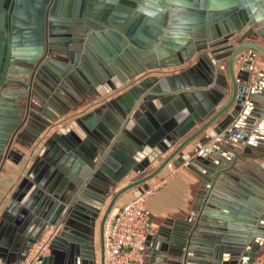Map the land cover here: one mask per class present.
I'll return each mask as SVG.
<instances>
[{
	"label": "water",
	"instance_id": "95a60500",
	"mask_svg": "<svg viewBox=\"0 0 264 264\" xmlns=\"http://www.w3.org/2000/svg\"><path fill=\"white\" fill-rule=\"evenodd\" d=\"M7 1L14 12L9 18L8 43H3L0 35V84L4 64L15 61L28 75V82L13 79L11 87L2 91L10 93L8 104L0 108V168L7 159L18 163L15 156L25 155L16 145L31 155L38 148L43 152L19 186L25 192L31 190L27 223L32 225V233L0 247L5 264H21L29 247L49 226L55 234L40 264H95L97 250L100 264H104V224L117 199L127 191L152 180L168 164H186L195 173H199L197 167H213L210 157L221 150L251 160L264 158L263 140L258 138L259 145L250 142L249 130L258 115L246 106L247 101L254 102V88L262 77L252 65L258 55L264 57V0H156L160 5L167 1L188 6L182 12L183 25L169 28L159 16L160 6L147 10L149 21L142 18L112 28L113 20L105 17L119 18L110 11H91L86 5L90 0ZM2 2L0 34L7 19ZM72 3H76V11L69 10ZM135 6L132 3L133 9ZM89 16L109 32L108 52L95 66L100 74L97 82L106 80L111 90L124 92L113 99L116 104L110 103L112 113L106 124L78 117L76 122L84 134L78 138L53 128L60 118H71L88 102L89 92L79 83L76 70L85 63L89 48L85 41ZM155 16L159 18L156 26L152 22ZM62 21L81 35L76 40L69 35L59 39L57 25ZM69 41L79 44L74 53L67 47ZM239 57L242 61L236 74L234 63ZM59 97L68 101V108L58 114L60 118L46 113L48 105L53 106L52 101ZM37 109L42 117L54 119L53 123L41 122L34 112ZM198 138L194 150L180 155ZM238 142L244 145L237 152L232 144ZM199 146L205 147L206 153L197 154ZM54 151L58 163L50 158ZM46 163L53 182L45 174H37ZM133 173L138 177L118 186ZM209 204L234 211L212 199ZM258 216L257 211L240 220L211 211L201 216L190 237H173L170 244L162 245V262L253 264L264 250V243L257 239L264 236ZM196 229L213 238L210 247H202L197 236L193 237ZM168 256L178 259L168 260Z\"/></svg>",
	"mask_w": 264,
	"mask_h": 264
},
{
	"label": "crops",
	"instance_id": "0c3cea01",
	"mask_svg": "<svg viewBox=\"0 0 264 264\" xmlns=\"http://www.w3.org/2000/svg\"><path fill=\"white\" fill-rule=\"evenodd\" d=\"M132 3L136 4L134 8L136 10L135 14H133L134 9L132 8ZM220 4L222 5L221 2ZM72 5H70L69 10L72 7V9L76 11L77 7L74 8L76 3H72ZM86 5L94 12L101 10L104 12H114V18L119 19L116 20L110 19L111 17H105L111 21L113 20L112 23H114L115 26L112 24V28L125 25V22L129 21L133 22L136 20L140 22L142 18H144L143 21H145V19L149 21L151 18L147 10L152 6H160L161 13L159 16L164 17L167 28H169L170 25H183L184 18L182 17V12L184 9H188V6L169 3L167 1L160 5L156 0H116L110 2L106 0H90ZM191 6L193 7L195 5L191 4ZM65 7L67 8V5H65ZM65 7L63 10L67 11ZM152 20L155 26L158 25V16H155V18L153 17ZM88 22L89 25L93 27V30H91L93 34L92 38L89 40V48L85 52V63L83 62L84 64L76 70L79 83L87 88L89 92L88 102H85L76 109L72 117L67 120L64 117L60 118L61 116L58 115L60 120L55 122L53 128L57 132L70 133L73 134L72 136L75 135L78 138H83L84 134L80 127L81 124H78L76 119L81 116L84 117L83 120L88 119V122L106 124L105 122H109L110 114L112 113L110 103L116 104L113 99L124 92V90H111L106 80L97 82V79L100 78V74L96 71L95 66L101 58L105 57V53L108 52V46L110 44L108 42L109 32L107 33L105 30L107 27L103 28L98 25L96 19L93 17H89ZM62 24H65V22ZM65 27L66 26L59 27L60 39L66 37L67 31ZM241 61L242 59L239 57L234 63L236 74L239 73ZM263 63L264 57L258 55L252 66L256 73L262 74V77L257 83L256 88H254V94L252 96L254 102H246V106L249 110H252L253 113L258 115L254 117V122L249 130L250 142L254 145L262 143L258 138L262 139L264 144ZM185 65H189V63ZM224 66L225 62H222L221 69H223L224 74L227 76ZM8 69L9 70L4 76L5 87H11L8 85V81L11 79L28 81L27 75L23 74L24 72L17 69L16 66H9ZM2 93L3 97L1 98L0 108H2L1 106L5 103L8 104V92L5 91ZM54 105L55 106H49V110L46 113L56 116L61 110H66L68 108L67 101L64 99L62 102H59V104ZM41 120V122L49 121L53 123V120L46 119L45 117H41ZM38 123L40 124V121H38ZM199 139L200 138L186 145L181 150L180 155L187 154L194 150L197 145H199ZM242 145H244V142L232 144L237 152L242 150ZM16 147L25 153V155L22 157L15 156V160H17L18 163H14V161L7 159L0 168V247H7L9 244H14L20 235L25 236L26 232L31 234L33 229L32 225L27 223L31 213L30 208L27 207L28 195L31 190L25 192V189L19 186L23 178L27 177V170L34 163L37 155H40L43 150L38 148V150H34L31 155L29 154V150H26L24 147L20 145H16ZM200 150H203L202 155L206 153V149L203 146H199L196 153L198 154ZM252 153L254 154L257 152L253 150ZM50 158L54 160L55 163L59 162V158L56 159L55 151L51 153ZM210 158V160L215 163L213 167H197L199 173H195L188 169L185 166L186 164L167 165L152 180L138 188L127 191L117 199L113 209L114 211L130 200L141 189H146L154 185L158 186L157 191L150 195L146 201V206L150 212L151 226L155 231V234L148 237L145 241L146 264H164L162 262V245L170 244V240L173 237H190L196 224L200 225V220H202L201 216L210 214L211 211L220 214H232L235 219L237 218L240 220H247L248 214L258 211L259 216L257 217V222L262 223L264 227V158L251 160L245 157H235L231 151L222 150L218 151L216 156ZM155 165L156 162H154L149 169ZM64 166L65 165H62L60 168H64ZM48 168L50 167L47 163L43 164L37 169V174H45V177L49 178L48 180L50 181L52 178L49 177L51 176L49 175L50 173H47ZM52 168L54 169L55 166ZM149 169L147 171H149ZM136 177L138 176H135L133 173L118 186L120 187ZM53 180L54 179H52V182ZM210 199L217 203L226 204L234 211L229 212L222 207L211 206L209 204ZM21 226H24L23 232H19L18 230L21 229ZM197 228H199V226ZM199 229L205 230L204 228ZM197 230L198 229L195 230L196 234L194 233L193 237L197 236L202 247H210L213 238L208 233L197 232ZM257 239H259L260 243H264V236ZM99 254V250H97L95 264H100ZM176 259L178 258L168 256V260L176 261ZM255 261L264 264V250L259 252ZM2 262L4 264L6 263L5 259L0 258V264H2Z\"/></svg>",
	"mask_w": 264,
	"mask_h": 264
},
{
	"label": "built area",
	"instance_id": "2783aa9c",
	"mask_svg": "<svg viewBox=\"0 0 264 264\" xmlns=\"http://www.w3.org/2000/svg\"><path fill=\"white\" fill-rule=\"evenodd\" d=\"M262 68L264 70V63ZM202 152L200 150L198 154ZM157 189V185L141 189L109 214L104 224L105 264H146L145 241L155 234L146 201ZM54 234L52 226L44 229L38 240L29 247L21 264H40V258L48 252ZM253 264L261 263L255 261Z\"/></svg>",
	"mask_w": 264,
	"mask_h": 264
},
{
	"label": "flooded vegetation",
	"instance_id": "af4514ba",
	"mask_svg": "<svg viewBox=\"0 0 264 264\" xmlns=\"http://www.w3.org/2000/svg\"><path fill=\"white\" fill-rule=\"evenodd\" d=\"M1 6H2V10H3V12H5L6 13V16H7V19H6V28L3 30V31H1V36L3 37V43H8L7 42V40H8V35H9V33H10V30L12 29V26H11V23H10V21H9V18H10V16L12 15V13L14 12V6L11 4V1H9V3H8V1L7 0H3V2L1 3ZM90 17V16H89ZM87 19V18H86ZM86 19H85V21H86ZM63 22H65V21H62V22H58V25H57V34H58V38L60 39V37H61V35H60V33H59V27H61V26H66L65 24H62ZM85 26V25H84ZM87 28H88V31L86 32V34H85V41H89L90 39L88 38L89 37V35H91V33L93 34V31H91V30H93V27L92 26H90L89 25V23H87ZM66 28V31H67V33H66V37L69 35L70 37L69 38H72V39H74V40H76V38H77V35H81V33L77 30V29H68V26L67 27H65ZM66 37H64V39L66 38ZM68 38V39H69ZM92 38V37H91ZM63 40V39H62ZM67 40V39H66ZM0 42H1V40H0ZM68 46V48L70 49L69 51L70 52H72V53H74L75 51H77V49L79 48V44L77 43V41H73V43H71L70 41L68 42V44H67ZM66 48V47H65ZM19 62H17V61H15V62H13L12 64H10V63H5L4 64V70H3V76H1L2 77V81H1V84H0V97H1V95L3 96V93H2V91H3V89L4 88H6L5 86V79H4V76H5V74L7 73V71L9 70L8 69V67L9 66H12V65H14V66H16L17 67V65L16 64H18ZM17 69H19V70H21L19 67H17ZM23 71V70H22ZM24 72V71H23ZM23 74H26L25 72L23 73ZM27 75V74H26ZM28 76V75H27ZM27 79H28V77H27ZM11 80H13V79H11ZM11 80L10 81H8V85L9 86H11V84L9 83V82H11ZM15 80V79H14ZM20 80V79H19ZM24 82H26V81H24ZM28 82V81H27ZM9 93L10 92H8V94L7 95H9ZM73 95H74V93H73ZM59 98H60V100H59ZM58 99H57V101L56 102H54V101H52L53 102V106H55L54 104H59V102H62L63 101V99H62V97H59ZM46 100V98L44 99V101ZM65 100V99H64ZM67 101V100H66ZM36 102H37V100H36ZM66 104V103H65ZM67 104H68V101H67ZM41 106H42V104H41ZM46 106V105H45ZM49 106L50 105H48V108H49ZM49 110V109H48ZM59 111V110H58ZM35 112V114L36 115H40L41 116V113H40V109L38 110L37 109V111H34ZM59 114V113H58ZM58 114L56 115V116H58ZM52 116V115H51ZM42 117V116H41ZM40 117V118H41ZM50 120V119H49ZM53 121H54V119H52ZM42 121V120H41ZM40 124H38V125H35V129L36 130H38V127L40 128V126H39ZM36 126H38V127H36ZM46 229V228H45Z\"/></svg>",
	"mask_w": 264,
	"mask_h": 264
}]
</instances>
